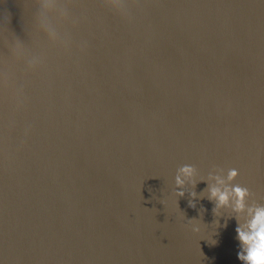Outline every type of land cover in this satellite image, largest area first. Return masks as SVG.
<instances>
[{
	"label": "water",
	"instance_id": "water-1",
	"mask_svg": "<svg viewBox=\"0 0 264 264\" xmlns=\"http://www.w3.org/2000/svg\"><path fill=\"white\" fill-rule=\"evenodd\" d=\"M260 208L264 0H0V264H247Z\"/></svg>",
	"mask_w": 264,
	"mask_h": 264
},
{
	"label": "clouds",
	"instance_id": "clouds-1",
	"mask_svg": "<svg viewBox=\"0 0 264 264\" xmlns=\"http://www.w3.org/2000/svg\"><path fill=\"white\" fill-rule=\"evenodd\" d=\"M185 175L191 176L193 168L189 165H185L180 169ZM238 174L236 169H232L229 172V179H234ZM177 184H183V181L177 177ZM233 191L236 195V209L243 210L244 197L247 195V190L240 186H235ZM178 196L183 197V191L177 193ZM194 195V194H193ZM212 198L217 199V207L224 206L228 203L229 197L226 192H220L218 189H211ZM189 206H194L190 203ZM250 232L245 233L240 228L236 229L237 235L240 241L246 244L248 255H240L239 259L247 261V264H264V208L256 210L253 220L249 224Z\"/></svg>",
	"mask_w": 264,
	"mask_h": 264
}]
</instances>
